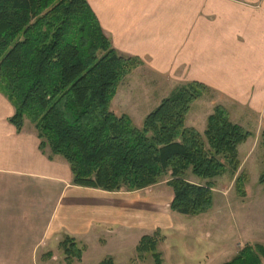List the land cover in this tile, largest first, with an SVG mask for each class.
<instances>
[{"label": "trees", "instance_id": "trees-1", "mask_svg": "<svg viewBox=\"0 0 264 264\" xmlns=\"http://www.w3.org/2000/svg\"><path fill=\"white\" fill-rule=\"evenodd\" d=\"M142 64L112 46L87 0H0V92L15 108L9 121L17 131L29 119L40 149L69 164L74 186L135 192L169 176L171 210L205 214L214 206L213 180L238 171V148L251 134L223 106L215 108L203 134L187 127L192 104L210 90L198 82L174 90L142 128L116 116L111 105L118 87ZM189 173L206 184L189 182ZM259 182L264 184V170ZM244 183L240 176L242 195ZM160 241L159 232L144 236L138 254L150 253L163 264ZM60 247L67 264L81 261L83 249L73 239L65 237ZM262 257L264 247L246 246L226 264H261Z\"/></svg>", "mask_w": 264, "mask_h": 264}, {"label": "crops", "instance_id": "crops-1", "mask_svg": "<svg viewBox=\"0 0 264 264\" xmlns=\"http://www.w3.org/2000/svg\"><path fill=\"white\" fill-rule=\"evenodd\" d=\"M87 1L121 54L140 58L172 82L205 84L232 119L255 120L264 130V0ZM14 114L0 92V264H53L67 234L84 246L83 260L90 247L102 251L112 243L101 258L118 264L135 240L117 238L120 231L114 242L88 236L86 213L78 218L76 212L86 209L88 191L95 190L74 186L68 163L40 149L27 119L18 132L9 121Z\"/></svg>", "mask_w": 264, "mask_h": 264}, {"label": "rangeland", "instance_id": "rangeland-1", "mask_svg": "<svg viewBox=\"0 0 264 264\" xmlns=\"http://www.w3.org/2000/svg\"><path fill=\"white\" fill-rule=\"evenodd\" d=\"M172 81L169 76L156 75L152 68L144 66L143 62L120 83L111 110L118 117L128 116L136 127L142 128L147 116L158 108L164 99L177 88L191 83ZM217 100V94L211 89L196 100L186 117V126L203 134L208 118L215 108L223 106ZM237 118L233 120L231 117L232 122L244 126L251 136L238 148L241 163L238 171L213 180L214 206L209 212L195 217L173 212L170 207L173 190L168 185L169 176L141 191L109 194L90 190L86 209L76 212L78 218L82 216L81 213H86L87 228H90L88 236L97 241L100 239L102 243L109 242L110 239L114 242L116 231H120L117 238L125 235L128 239H134V248L123 250L124 256L117 258L118 264H155L152 254L140 256L137 252L139 242L147 236L143 233H151L150 236L160 233L161 241L157 252L161 254L163 264H226L235 259L246 246L264 247V184L259 182L264 170V130L260 132L257 129L255 120L246 124L237 121ZM240 176L245 177V195H242L236 186ZM187 180L195 184L207 182L191 173L187 175ZM71 212L73 218L75 211ZM65 237L73 239L78 248L83 249L81 261L75 259L72 264H98L103 259L101 257L111 250L112 243L102 244V251L90 247L92 249L88 257L92 259L83 260L85 250L82 243L68 234L63 237L61 243ZM95 254H99V258L95 259ZM113 260L115 263L114 258ZM53 264H67L62 247L56 252ZM261 264H264V257Z\"/></svg>", "mask_w": 264, "mask_h": 264}]
</instances>
